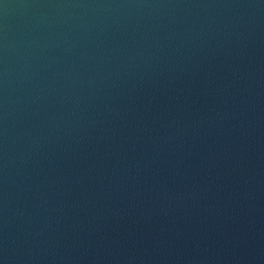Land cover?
<instances>
[{"label":"water","instance_id":"1","mask_svg":"<svg viewBox=\"0 0 264 264\" xmlns=\"http://www.w3.org/2000/svg\"><path fill=\"white\" fill-rule=\"evenodd\" d=\"M0 264H264V0H0Z\"/></svg>","mask_w":264,"mask_h":264}]
</instances>
